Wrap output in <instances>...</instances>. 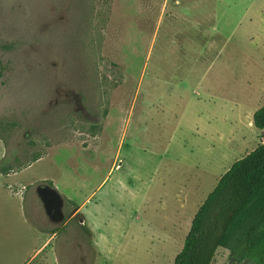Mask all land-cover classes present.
I'll list each match as a JSON object with an SVG mask.
<instances>
[{"label":"rangeland","instance_id":"374dc122","mask_svg":"<svg viewBox=\"0 0 264 264\" xmlns=\"http://www.w3.org/2000/svg\"><path fill=\"white\" fill-rule=\"evenodd\" d=\"M0 74L1 161L26 165L17 200L51 239L33 264H174L219 179L264 144V0H0ZM44 183L84 205L52 223Z\"/></svg>","mask_w":264,"mask_h":264},{"label":"trees","instance_id":"16d2710c","mask_svg":"<svg viewBox=\"0 0 264 264\" xmlns=\"http://www.w3.org/2000/svg\"><path fill=\"white\" fill-rule=\"evenodd\" d=\"M252 125L264 132V95ZM39 159L35 157L29 164ZM25 166L15 170L1 161L0 174L7 176ZM44 185L53 188L51 183ZM62 199L73 213L78 211L76 204ZM219 252H227L235 264H264V144L234 162L219 179L197 210L174 264H213Z\"/></svg>","mask_w":264,"mask_h":264},{"label":"crops","instance_id":"0c3cea01","mask_svg":"<svg viewBox=\"0 0 264 264\" xmlns=\"http://www.w3.org/2000/svg\"><path fill=\"white\" fill-rule=\"evenodd\" d=\"M254 113L252 112L251 115ZM250 126V128L253 129L251 121ZM2 144L3 142L0 140V161L3 155ZM59 146L72 147L67 144H62ZM93 150H96V147L89 146L85 151H83L87 154H83L82 158H84V161H87V163L89 162V164L93 162L91 157ZM41 160L42 158L33 164H37ZM33 164H31L28 168L32 167ZM12 176L13 182L8 181V179ZM16 176L17 173L15 172L4 176L5 182L1 187L3 193L0 194V264L13 263V259H16L17 255L19 254V247L21 246L19 244L26 242L25 240H27L28 237H34L36 238V244L32 246V249L30 248L29 254L24 258V262H22V264H33L35 260H37L45 252L51 239L48 238L49 236H46L43 232L34 227L31 222H29L23 200H17L18 195L21 194L20 190L17 191L18 188H20V184L14 181ZM11 186H13V196L10 192ZM22 188L25 187L21 186L20 189ZM83 205L84 203L78 207V211ZM28 244H31V242Z\"/></svg>","mask_w":264,"mask_h":264},{"label":"water","instance_id":"95a60500","mask_svg":"<svg viewBox=\"0 0 264 264\" xmlns=\"http://www.w3.org/2000/svg\"><path fill=\"white\" fill-rule=\"evenodd\" d=\"M35 192L46 217L54 224H61L64 221V201L56 189L42 185L38 186Z\"/></svg>","mask_w":264,"mask_h":264},{"label":"built area","instance_id":"2783aa9c","mask_svg":"<svg viewBox=\"0 0 264 264\" xmlns=\"http://www.w3.org/2000/svg\"><path fill=\"white\" fill-rule=\"evenodd\" d=\"M25 188H22V190H24Z\"/></svg>","mask_w":264,"mask_h":264}]
</instances>
